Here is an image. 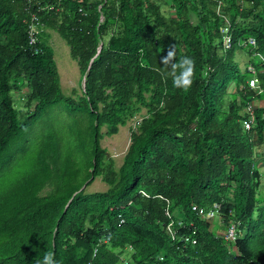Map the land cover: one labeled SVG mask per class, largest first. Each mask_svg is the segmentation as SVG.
I'll return each instance as SVG.
<instances>
[{"label":"trees","instance_id":"1","mask_svg":"<svg viewBox=\"0 0 264 264\" xmlns=\"http://www.w3.org/2000/svg\"><path fill=\"white\" fill-rule=\"evenodd\" d=\"M45 1L0 0V264H264V0ZM51 30L78 64L70 95ZM173 45L195 62L187 89L161 63ZM129 121L116 167L101 139Z\"/></svg>","mask_w":264,"mask_h":264},{"label":"rangeland","instance_id":"2","mask_svg":"<svg viewBox=\"0 0 264 264\" xmlns=\"http://www.w3.org/2000/svg\"><path fill=\"white\" fill-rule=\"evenodd\" d=\"M47 43L49 44V46L53 51L54 61L56 63L60 77L61 91L64 95H70L73 89H79V86L81 85L79 84L81 77H80L78 64L74 59H72L68 44L57 32H54L52 30L49 31V36L47 37ZM240 59H241L240 62H242L244 60V57L241 55ZM245 63L246 60L243 61V64ZM24 90L26 91V89ZM51 112L53 113L54 120L58 122V124H55L56 129L58 128L65 129L68 126H70V120H71L70 115L64 109L55 106L51 110ZM131 122L132 121H129L125 125L118 126V130L116 133L111 135L104 134L103 138L101 139V145L103 147H106V149L111 152L116 167L121 163L122 156L128 146L129 126L131 125ZM102 131H105V126H102ZM64 135H66L67 138V131L66 132L64 131ZM259 161H260L259 167L262 173L261 190L263 189L264 191V155L261 157V160ZM107 188L108 185L105 182H103L101 178L98 176L90 184L85 186V192L103 191L106 190Z\"/></svg>","mask_w":264,"mask_h":264},{"label":"clouds","instance_id":"3","mask_svg":"<svg viewBox=\"0 0 264 264\" xmlns=\"http://www.w3.org/2000/svg\"><path fill=\"white\" fill-rule=\"evenodd\" d=\"M161 63L165 66V68L169 69L168 75L172 77L173 85L177 88L187 89L192 84V77L194 75V65L195 62L191 57L184 56L180 58L178 61L176 60V49L175 45L171 46L167 56H165ZM253 72V71H252ZM83 84V83H82ZM249 85V84H248ZM258 86V84H257ZM251 87V86H250ZM257 103L255 101L250 102V107H248V111L250 108H254ZM138 120H140V117H136ZM245 120H249L251 122L250 126L252 125V120L250 118H245ZM244 121V120H243ZM244 125V123H243ZM244 128H246L244 126ZM249 128V127H248ZM246 128V129H248ZM214 206H217V212L215 214H218L219 211V204L215 203ZM213 214V213H212ZM122 222V219H120V223ZM230 225L226 227V230L224 231V235L226 234L228 228L230 226H234L236 236H238L237 233V224L235 221H229ZM230 241H234L235 239ZM109 242V236H104L99 240V242L96 244L93 251L96 250L97 246L108 243ZM35 264H57V261L55 260L54 254L52 252H47L44 254L43 258H37L35 260ZM87 264H91L90 261H88Z\"/></svg>","mask_w":264,"mask_h":264},{"label":"built area","instance_id":"4","mask_svg":"<svg viewBox=\"0 0 264 264\" xmlns=\"http://www.w3.org/2000/svg\"><path fill=\"white\" fill-rule=\"evenodd\" d=\"M27 1L30 3L33 0H27ZM44 3H46L45 7H53L54 6V3L51 2L50 0L45 1ZM39 7H43V6H39ZM100 7H101V5L98 6V9H100ZM99 18H100L99 19L100 21L103 19L102 14H100ZM40 26H41V23H40L38 16L34 12H32L29 16V22H28V26H27V35H28V44L35 51H38L37 41H38V33L40 31ZM229 42H230V39H229L228 35H225L224 44L226 47L229 45ZM247 42L250 44H254L255 40L252 37H250L247 39ZM261 60H262L261 61L262 64H264V58L261 57ZM249 69L251 71H254V69L252 67H249ZM248 84L251 87H257L256 77L252 76L251 78H249ZM243 123H244V126L246 128L250 127L251 122L249 120H244ZM209 215H212V212H210ZM225 236L227 239H231V240L235 239L236 233H235V229H234L233 225L228 228Z\"/></svg>","mask_w":264,"mask_h":264},{"label":"crops","instance_id":"5","mask_svg":"<svg viewBox=\"0 0 264 264\" xmlns=\"http://www.w3.org/2000/svg\"><path fill=\"white\" fill-rule=\"evenodd\" d=\"M26 91H27V90H26ZM26 91H25V92H26Z\"/></svg>","mask_w":264,"mask_h":264},{"label":"water","instance_id":"6","mask_svg":"<svg viewBox=\"0 0 264 264\" xmlns=\"http://www.w3.org/2000/svg\"><path fill=\"white\" fill-rule=\"evenodd\" d=\"M83 82V81H82ZM84 84V83H83Z\"/></svg>","mask_w":264,"mask_h":264}]
</instances>
